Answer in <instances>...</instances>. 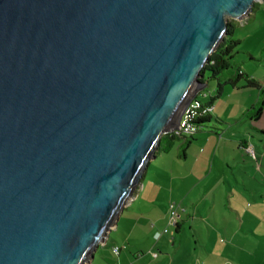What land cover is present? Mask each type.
Listing matches in <instances>:
<instances>
[{
	"label": "water",
	"instance_id": "obj_1",
	"mask_svg": "<svg viewBox=\"0 0 264 264\" xmlns=\"http://www.w3.org/2000/svg\"><path fill=\"white\" fill-rule=\"evenodd\" d=\"M259 1L0 0V264L92 262Z\"/></svg>",
	"mask_w": 264,
	"mask_h": 264
},
{
	"label": "crops",
	"instance_id": "obj_2",
	"mask_svg": "<svg viewBox=\"0 0 264 264\" xmlns=\"http://www.w3.org/2000/svg\"><path fill=\"white\" fill-rule=\"evenodd\" d=\"M247 53L248 63H264ZM245 62L236 63L264 92V74L247 71ZM247 90L255 88L242 81L226 87L207 121L216 126L156 154L90 264H252L259 252L242 241L264 237V131L256 128L264 111L257 121L244 117L262 98L261 91L245 95ZM171 204L178 209L177 229L168 226ZM256 264H264L263 254Z\"/></svg>",
	"mask_w": 264,
	"mask_h": 264
},
{
	"label": "trees",
	"instance_id": "obj_3",
	"mask_svg": "<svg viewBox=\"0 0 264 264\" xmlns=\"http://www.w3.org/2000/svg\"><path fill=\"white\" fill-rule=\"evenodd\" d=\"M258 3H255L253 7V12L256 9ZM237 22V21H235ZM231 20L228 21L227 24V30L225 32V36L223 37L222 41L216 48V50L210 55L208 59V63L203 68L204 77L201 80V83L208 82H214L216 85L215 88V96H208L209 100L207 103H202L205 106H212L213 102L220 98V96L223 93V90L230 86L235 87L237 82H244L247 87L249 88H255L259 91H261L262 98L257 103V106L248 109L244 113V117L248 118L252 121H257L261 118L262 113L264 111V92L261 89V86L256 81L252 80L250 76L244 72L241 71V69L238 67V64L234 61L238 53L235 52V50L240 45V40L236 38L235 36V28L237 24ZM243 56H249L247 52H241ZM235 69L236 74L235 77L229 76L230 73H227V75H224L225 72H229L230 69ZM206 73L208 76H205ZM233 77V79H232ZM211 118V115H207L206 117L200 116L197 119H195L192 123L195 126V129L187 135H177L175 133H168L166 135H163L160 140V144L158 147L157 153H166L169 152L174 144L182 138L186 137H193L194 135L200 133L205 128V124L209 119ZM261 136H264V132H259ZM253 152V151H252ZM252 158H255L254 153ZM176 229L178 228V224H176ZM119 248V247H115ZM114 249V248H113ZM121 249V248H119ZM120 252V250H119ZM118 252V254H119Z\"/></svg>",
	"mask_w": 264,
	"mask_h": 264
},
{
	"label": "rangeland",
	"instance_id": "obj_4",
	"mask_svg": "<svg viewBox=\"0 0 264 264\" xmlns=\"http://www.w3.org/2000/svg\"><path fill=\"white\" fill-rule=\"evenodd\" d=\"M257 7L254 10L253 13L250 14V16L247 18V20H242V21H237L235 22L237 24L235 28V36L237 39L240 40V45L239 47L235 50L238 55L234 59L235 62H241V60H245V69L247 71H250L252 73H259V74H264V63L261 65L253 64V63H248L249 58L247 56H243L241 52H249L253 56V58H263L264 61V0H261L257 2ZM245 18V19H246ZM233 21V20H231ZM229 72H225L224 75H227V73H230L229 75H233L235 77L236 71L235 69H230L228 70ZM205 76H208L206 73ZM215 88L216 85L214 82H210L207 84L206 88L201 90L202 92L201 95H198V100L202 103H206L208 94H212V96H215ZM254 92L255 94L258 93V91L255 90H247L244 92L245 95H247L249 92ZM199 92V93H200ZM206 95V96H205ZM205 96L204 98H202ZM226 96V95H225ZM227 97V96H226ZM225 97V98H226ZM224 98V99H225ZM221 99V98H220ZM218 99V100H220ZM218 101H215V103ZM214 109L211 111V115L213 114ZM218 111V110H216ZM232 116V115H230ZM230 119H233L232 117ZM213 126H216L214 124V121L212 120L210 123H207L205 126V129L207 127L212 128ZM256 128L260 131H264L261 129H264V118H262L260 121L257 122ZM255 227V226H254ZM262 236V235H260ZM224 242V239L223 241ZM238 242V241H237ZM245 243V246L249 248L250 250H254L256 252H259L258 256H253L251 260L256 264L258 260L261 258V255H264V237L260 241L256 238H252L250 241H242ZM239 243V242H238ZM258 243H261V246H257ZM241 244V243H240ZM252 244V245H251ZM101 247V246H100ZM240 249V246H239ZM250 257H247L249 259ZM252 262V264H253ZM249 264V263H248Z\"/></svg>",
	"mask_w": 264,
	"mask_h": 264
},
{
	"label": "built area",
	"instance_id": "obj_5",
	"mask_svg": "<svg viewBox=\"0 0 264 264\" xmlns=\"http://www.w3.org/2000/svg\"><path fill=\"white\" fill-rule=\"evenodd\" d=\"M213 110L212 106H205L194 98L183 110L181 114V118L179 121V125L176 129L172 131V133H175L177 135H187L195 129V126L193 125V121L197 119L200 116L206 117L207 115H211V111ZM249 153L253 156V152L251 149H249ZM177 206L175 204H171L169 206V219H168V226L175 227L177 224L176 216H177ZM167 234V230H164L162 233L155 234V240H158L162 235ZM119 248H114L113 252L115 254H118ZM153 258H157V254H153Z\"/></svg>",
	"mask_w": 264,
	"mask_h": 264
}]
</instances>
